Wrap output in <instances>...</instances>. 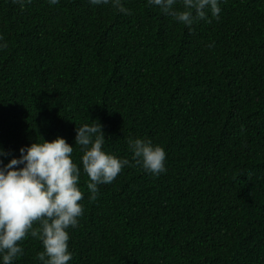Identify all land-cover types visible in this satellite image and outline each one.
<instances>
[{
    "label": "trees",
    "instance_id": "obj_1",
    "mask_svg": "<svg viewBox=\"0 0 264 264\" xmlns=\"http://www.w3.org/2000/svg\"><path fill=\"white\" fill-rule=\"evenodd\" d=\"M123 2L0 0V148L61 137L80 165L92 121L114 156L131 160L129 138L164 148L165 173L130 164L95 200L81 173L68 264H264V0L191 27ZM20 243L14 264H42L39 240Z\"/></svg>",
    "mask_w": 264,
    "mask_h": 264
},
{
    "label": "clouds",
    "instance_id": "obj_2",
    "mask_svg": "<svg viewBox=\"0 0 264 264\" xmlns=\"http://www.w3.org/2000/svg\"><path fill=\"white\" fill-rule=\"evenodd\" d=\"M21 7L32 0H12ZM60 0H48L49 6ZM94 6L111 5L121 14H130L123 0H89ZM221 0H147V5L191 27L197 21L219 20ZM179 5V8L177 7ZM0 36V49L7 47ZM74 145L81 153L80 165L73 161L74 146L57 137L48 142L39 137L19 149V157L8 159L0 148V264H14L23 254L21 243L31 236L40 241L42 264H68L69 229L79 225L84 213L81 173L87 177L89 199L95 200L100 185L111 184L126 166L135 164L145 173L166 172V152L147 138H129L131 160L104 151L106 142L97 121L75 128ZM7 159V163L4 160Z\"/></svg>",
    "mask_w": 264,
    "mask_h": 264
}]
</instances>
